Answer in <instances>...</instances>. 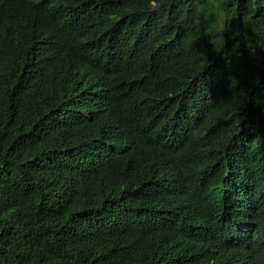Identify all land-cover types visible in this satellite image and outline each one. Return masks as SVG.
Segmentation results:
<instances>
[{"label": "trees", "instance_id": "obj_1", "mask_svg": "<svg viewBox=\"0 0 264 264\" xmlns=\"http://www.w3.org/2000/svg\"><path fill=\"white\" fill-rule=\"evenodd\" d=\"M159 4L0 0V264H264V0Z\"/></svg>", "mask_w": 264, "mask_h": 264}, {"label": "clouds", "instance_id": "obj_2", "mask_svg": "<svg viewBox=\"0 0 264 264\" xmlns=\"http://www.w3.org/2000/svg\"><path fill=\"white\" fill-rule=\"evenodd\" d=\"M149 7L153 10L156 11L159 9L160 4H159V0H149ZM221 15H223V13H220Z\"/></svg>", "mask_w": 264, "mask_h": 264}]
</instances>
